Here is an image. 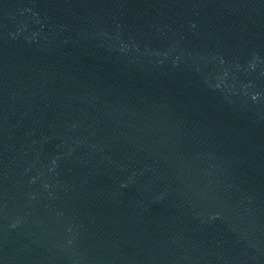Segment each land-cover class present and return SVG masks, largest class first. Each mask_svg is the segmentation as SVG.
<instances>
[{
	"label": "water",
	"instance_id": "obj_1",
	"mask_svg": "<svg viewBox=\"0 0 264 264\" xmlns=\"http://www.w3.org/2000/svg\"><path fill=\"white\" fill-rule=\"evenodd\" d=\"M0 264H264V0H0Z\"/></svg>",
	"mask_w": 264,
	"mask_h": 264
}]
</instances>
